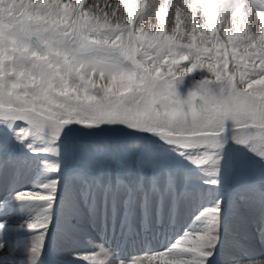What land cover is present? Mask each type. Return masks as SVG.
Returning <instances> with one entry per match:
<instances>
[{
    "label": "snow or ice",
    "instance_id": "snow-or-ice-1",
    "mask_svg": "<svg viewBox=\"0 0 264 264\" xmlns=\"http://www.w3.org/2000/svg\"><path fill=\"white\" fill-rule=\"evenodd\" d=\"M82 3L0 0V153L6 156L0 159V173L11 168L18 175L32 163L8 155L14 140L32 155L51 157L42 163L56 176L36 185L43 192L23 190L10 197V202L40 209L27 225L36 234L30 264H37L54 226L64 169L79 163L89 210L95 214L102 204L107 218L110 205L114 223L122 213L123 229L131 227L137 209L145 227L154 203L162 214L166 196L175 192L171 168L184 162L215 191L189 231L160 254L167 259L156 264H209L220 241L229 177L243 184L242 200L264 212V0H252L246 8L248 14L258 9V32L255 27L241 32L237 24L235 34L225 28L223 37L217 35V14L243 22L244 0H186L191 30L179 32L177 6L170 35L164 31L167 0L143 14L150 17L155 10L160 24L154 32L102 21L81 11ZM124 4L133 17L131 0ZM198 11L202 26L196 23ZM194 72L198 75L191 76ZM17 121L27 126L17 129ZM100 136L131 139L134 150L118 147L90 155L80 141ZM108 162L115 165V180L105 182L101 177ZM133 163L140 179L125 183L120 177ZM145 167L152 170L147 185ZM76 211L69 198V214ZM5 226L0 222V232ZM88 264L107 261L97 253Z\"/></svg>",
    "mask_w": 264,
    "mask_h": 264
},
{
    "label": "bare ground",
    "instance_id": "bare-ground-1",
    "mask_svg": "<svg viewBox=\"0 0 264 264\" xmlns=\"http://www.w3.org/2000/svg\"><path fill=\"white\" fill-rule=\"evenodd\" d=\"M64 1L76 3V0ZM157 2V0L148 2L147 7L159 6ZM174 4L184 6L186 0H174ZM83 7L99 18H107L113 24L117 22L130 24L132 21L121 0H85ZM188 13L190 14L191 10ZM152 18V16L143 15L135 22L136 27H143L144 30L157 29L160 21ZM230 18L226 16L224 20L227 21ZM232 22L236 25L241 23L237 20L230 21V29L234 32L236 25L232 26ZM174 28L176 24L171 20L164 27L170 34ZM189 30L186 26L185 32ZM30 161H32L30 166L22 169L18 175L11 168L0 173V202H3L0 203V222H5L6 225L3 232H0V264H26L31 259V249L35 243L36 234L34 230L28 229L27 225L36 221L40 216V209L32 205L10 202V197L17 191L42 192V189L37 188L36 185L41 184L48 173L40 163ZM139 177L138 169L133 170L126 176V182H135ZM102 179L105 182L109 179L114 181L113 171L107 170ZM147 180L146 178V185ZM181 186L179 179L175 185L176 192L169 193L165 198L163 207L168 205L170 209L163 210L160 216L156 213L154 203L147 227L137 209L131 227L125 224L122 229V213L121 218L115 223L111 217L110 205L107 218L103 213L102 204L98 205L96 213L93 214L89 210V202L85 199L83 202L79 200L80 197H84V186L75 183L64 190L61 202L57 203L54 226L47 235L40 256L53 255V264H88V257L97 253L102 255L107 264H118L120 260L136 261L137 264L144 261V264H147L150 257H154L152 264H156L162 258L167 259L160 254L164 253L174 241L182 238V232L189 231L195 216L203 207H206L209 199V196H205L204 193L193 194L185 190L181 191ZM161 187L163 188L164 185L161 184ZM69 198L75 201L77 208V211L71 215L68 212ZM171 200L174 203H170ZM242 208L243 205L238 202L235 210L236 213L238 212L237 217L228 222L224 231L219 264H249V262L260 264L264 261V212L259 209V204H248L249 211L243 212L242 216L240 212ZM26 214L28 216L25 217ZM38 231L42 229L35 230V232ZM217 250L218 247L215 253Z\"/></svg>",
    "mask_w": 264,
    "mask_h": 264
},
{
    "label": "rangeland",
    "instance_id": "rangeland-1",
    "mask_svg": "<svg viewBox=\"0 0 264 264\" xmlns=\"http://www.w3.org/2000/svg\"><path fill=\"white\" fill-rule=\"evenodd\" d=\"M153 0H131L132 2V6H133V10H134V16L132 17V21L130 23V25L132 26L133 29H138L136 27V21L138 19H140L143 14L147 11V4L148 2L150 3ZM156 1V0H155ZM159 6L164 4V0H157ZM62 2L67 3L66 1L62 0ZM85 0H83V3L81 4V11H87L86 9H84L83 5H84ZM122 5L125 6L124 4V0H121ZM252 0H244V4H245V16L247 17L243 22L240 21L239 18H237V22L239 21L241 23L240 25V30L241 32H243L246 28L251 30L253 27H255L256 31L258 32L259 30V15H258V9H253L251 14H248L246 12V8L247 5L249 3H251ZM156 3V4H157ZM159 6H156L158 9ZM177 6L180 7L181 11L179 13V32L182 33H188L185 32V27L187 26L190 30H191V21H190V15L188 12H190V8H187L182 5H176L174 4V0H167V5H166V11H165V24H167V22L169 20L175 22V24L177 25V15H176V8ZM90 16H95L93 13H91L88 10ZM187 12V13H185ZM186 14V15H185ZM197 15V25L202 26L204 23V18H203V12L202 11H198L196 13ZM154 19L157 21L159 20L156 15H155V10H153L152 15H151ZM252 16H254L252 18ZM227 17H231V15L227 16ZM251 17V18H250ZM156 18V19H155ZM224 18H226V16H221L219 13L217 14L216 18H215V26L217 28V35H220L223 37V30L225 28H229L230 29V21H232V18H230V20L227 19V21L224 20ZM104 18H101V20L103 21ZM168 19V20H167ZM185 19V20H184ZM254 19V20H253ZM167 20V21H166ZM256 20V21H255ZM251 21V23H250ZM229 22V23H227ZM111 23V22H110ZM233 23V22H232ZM164 24V27H165ZM236 24L233 23L232 26H235ZM235 30L234 32L232 31V34H235L236 31V27H234ZM156 29L153 30H145L146 32H154ZM189 30V32H190ZM165 34L170 35V33L166 32V30L164 29ZM226 40V37H225ZM229 68H232L231 63L229 64ZM206 75H210L208 73H205ZM198 75V73H192L191 76H195ZM190 78V77H189ZM238 79V77H237ZM181 92V96L183 97V95L185 94L183 89H180ZM17 129L22 128V127H26L27 125L23 122V121H17L16 125ZM3 132V129L0 128V133ZM99 138H103V139H113L114 137H109V136H100ZM95 140V141H94ZM98 137H95L92 140H87L84 139L82 141H80V143L84 146V148L87 150V152L90 155H105L109 152H111L112 150L116 149V148H121L123 150L128 151L129 153H132L134 150V144L135 141L131 140V139H121L120 141H112V142H99L98 141ZM125 141V142H124ZM12 143V148L13 151L11 153H9L8 155L16 157V158H24L27 157L29 160H34L37 163H40L43 166V161L45 160H50L52 159L51 157L41 154V155H32L31 153H29L26 149H22L20 147L19 144H17L14 140L11 141ZM231 147H235L234 145H232ZM2 158H6L5 154L0 153V159ZM44 168V166H43ZM106 169L109 170L111 169L113 171L114 174V178H115V165L112 164L111 162H108L106 165ZM139 171L140 174V168L137 164L133 163L131 169L129 172L124 173L121 175V179L123 181L126 182V176L128 174H130L131 171H135L137 170ZM106 170V171H107ZM171 172L172 175L175 178V185L177 180L180 179L182 186H181V191H187L188 193H204L205 196H209L210 192H214L215 189L213 186L210 185H206L203 183V180L206 177H203V174L198 173V171L195 169L194 166L187 164L186 162H184L181 165H177V166H173L171 168ZM85 173L82 170V168L80 167L79 163L74 164L71 167H68L67 169H64L61 173V179H60V184H59V201L58 203L61 202L62 200V193H64V190L67 187L72 186L75 183H79L80 185L84 186V177ZM152 175V170L150 168L145 167L143 170V178L144 180L147 178L149 179ZM167 173H164L163 176L161 177V184L164 185V176H166ZM103 177V176H102ZM101 177V179H102ZM56 176L55 174H47V178L43 181L45 182L47 179H55ZM91 175L89 174V179H91ZM140 179V177H139ZM103 180V179H102ZM42 182V183H43ZM146 182V181H145ZM45 191L42 189V192ZM176 192V191H175ZM223 192H224V197H225V205H224V211H223V217H222V222H221V234H220V241L219 244L217 245L218 250L215 253V255L211 258V260L209 261V264H219V254H220V250H221V246L224 240V236H225V229L228 226V222L232 221L233 219H236L238 212L236 213V208H237V203L240 202V204L243 205V210H240L242 216H243V212H248L249 210L247 209L248 203L244 202L242 200V194H243V184H241L240 182L236 181L235 179L229 177L227 179V181L225 182L224 188H223ZM200 195V194H199ZM85 198L84 197H80L79 200L81 202H83ZM36 202V201H35ZM170 203L172 202L169 201ZM37 203H42V201H37ZM174 203V202H172ZM207 203H209V199L207 201ZM206 203V206H208V204ZM172 208V206H171ZM166 209H170V207L168 205H166L165 207H163V210L165 211ZM261 209V208H259ZM25 217L28 216L27 214L24 215ZM187 221V220H186ZM187 223V222H185ZM186 233V231H184ZM184 232H182V237L184 236ZM53 256V255H52ZM50 254L49 256L47 255H42L39 257V260L37 261V264H53V257ZM26 264H30V262L26 263Z\"/></svg>",
    "mask_w": 264,
    "mask_h": 264
},
{
    "label": "water",
    "instance_id": "water-1",
    "mask_svg": "<svg viewBox=\"0 0 264 264\" xmlns=\"http://www.w3.org/2000/svg\"><path fill=\"white\" fill-rule=\"evenodd\" d=\"M19 122V121H18ZM95 138V137H94ZM94 138H91V139H89V138H86L87 140H92V139H94ZM121 139H125V140H127V138H119V139H117V138H113V139H108V138H106V139H103V138H99V142H114V141H120Z\"/></svg>",
    "mask_w": 264,
    "mask_h": 264
}]
</instances>
